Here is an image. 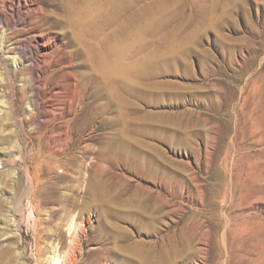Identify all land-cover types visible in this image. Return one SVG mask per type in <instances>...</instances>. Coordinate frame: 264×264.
<instances>
[{
  "label": "rangeland",
  "instance_id": "obj_1",
  "mask_svg": "<svg viewBox=\"0 0 264 264\" xmlns=\"http://www.w3.org/2000/svg\"><path fill=\"white\" fill-rule=\"evenodd\" d=\"M40 3L73 76L0 91V264H264V0Z\"/></svg>",
  "mask_w": 264,
  "mask_h": 264
},
{
  "label": "bare ground",
  "instance_id": "obj_2",
  "mask_svg": "<svg viewBox=\"0 0 264 264\" xmlns=\"http://www.w3.org/2000/svg\"><path fill=\"white\" fill-rule=\"evenodd\" d=\"M111 20L110 17L109 21L111 22ZM83 23L85 22L83 21ZM86 30L88 32L90 30L94 34L96 24L93 23L91 27H86ZM60 40L58 33L53 30L44 17V9L40 0H0V67L5 66L0 68V91L3 89L1 96L6 97V87L19 78L26 92H34L33 97L36 98V101L48 97L58 101L62 95L58 91L62 81L67 82L66 78L68 76L71 78L70 75L73 76L71 72H67L68 70L63 72L61 68H58L60 64L67 62V57L70 58V51L66 50L65 44ZM69 63H72L71 59ZM66 68L70 69L71 67ZM110 71L112 75H115L114 67ZM78 78L75 77L77 81L74 85V93L80 87L81 79ZM53 86L55 88L51 90ZM63 95L65 94L63 93ZM2 113L8 116L12 112L7 105H4L2 109L0 108V115ZM31 114H34L33 110H31ZM75 119H78L77 115ZM67 131L70 132L69 129ZM31 181L29 182L31 183ZM28 198L29 196H25V199ZM20 205H22V201Z\"/></svg>",
  "mask_w": 264,
  "mask_h": 264
}]
</instances>
